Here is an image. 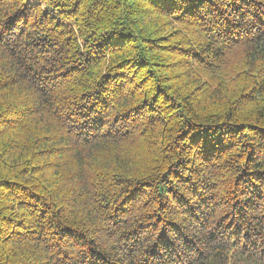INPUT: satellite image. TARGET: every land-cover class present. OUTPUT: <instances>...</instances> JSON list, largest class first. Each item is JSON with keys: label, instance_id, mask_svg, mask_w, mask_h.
Segmentation results:
<instances>
[{"label": "trees", "instance_id": "1", "mask_svg": "<svg viewBox=\"0 0 264 264\" xmlns=\"http://www.w3.org/2000/svg\"><path fill=\"white\" fill-rule=\"evenodd\" d=\"M0 264H264V0H0Z\"/></svg>", "mask_w": 264, "mask_h": 264}, {"label": "rangeland", "instance_id": "2", "mask_svg": "<svg viewBox=\"0 0 264 264\" xmlns=\"http://www.w3.org/2000/svg\"><path fill=\"white\" fill-rule=\"evenodd\" d=\"M50 12H54L53 10H49Z\"/></svg>", "mask_w": 264, "mask_h": 264}]
</instances>
